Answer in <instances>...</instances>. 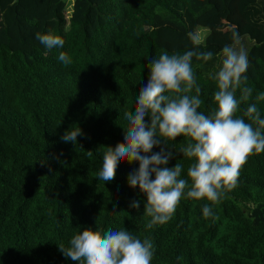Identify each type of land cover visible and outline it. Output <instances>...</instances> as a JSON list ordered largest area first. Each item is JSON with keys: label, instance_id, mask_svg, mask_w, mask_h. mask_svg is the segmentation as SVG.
<instances>
[{"label": "trees", "instance_id": "1", "mask_svg": "<svg viewBox=\"0 0 264 264\" xmlns=\"http://www.w3.org/2000/svg\"><path fill=\"white\" fill-rule=\"evenodd\" d=\"M68 5L0 0V264H76L58 246L85 228L149 238L152 264H264V153L248 159L212 216L203 215L207 201L184 197L171 220L152 229H145L146 197L128 185L137 163H121L107 191L97 189L96 176L106 147L124 142V113L164 51L213 53L207 63L192 61L199 111L208 114L217 90L210 74L238 32L253 91L236 115L257 103L264 119V101H256L264 93V0H75L71 13ZM200 28L210 30L202 43L194 38ZM37 32L65 43L48 50ZM61 51L71 64L58 60ZM78 127L84 135L75 145L61 140ZM184 144L179 137L169 147L168 167L183 162L182 177Z\"/></svg>", "mask_w": 264, "mask_h": 264}, {"label": "clouds", "instance_id": "2", "mask_svg": "<svg viewBox=\"0 0 264 264\" xmlns=\"http://www.w3.org/2000/svg\"><path fill=\"white\" fill-rule=\"evenodd\" d=\"M35 38L48 50L62 48L65 43L52 33L37 32ZM241 39L238 32H233L232 43L219 53L220 67L210 74L217 89L213 94L215 107L208 114L199 111L201 88L192 61L195 57L207 63L213 59L211 51L201 52L195 47L182 54L164 51L152 59L147 84L140 89L133 108L124 113L128 122L124 142L106 147L102 167L96 174L97 189L107 191L105 185L115 179L121 163H137L138 169L128 176V185L138 187L146 197L143 216L149 219L145 229L169 222L184 197L207 201L203 215L212 216V205L235 188L248 159L264 153V119L257 103L250 104L243 116L236 115L241 102L247 101L253 91L247 86L249 59ZM57 58L65 65L72 63L63 51ZM193 89L195 95L191 94ZM256 101H264V93L258 94ZM82 135L79 127L71 128L61 140L75 145ZM179 137L185 138L179 153L188 162L186 177H182L183 162L168 167L174 156L169 147ZM154 148L160 150L154 152ZM88 155L93 152L88 151ZM130 207L138 209L140 202ZM58 249L76 264H152L153 259L152 241L126 229L101 232L85 228L71 237L68 246L61 244Z\"/></svg>", "mask_w": 264, "mask_h": 264}, {"label": "rangeland", "instance_id": "3", "mask_svg": "<svg viewBox=\"0 0 264 264\" xmlns=\"http://www.w3.org/2000/svg\"><path fill=\"white\" fill-rule=\"evenodd\" d=\"M74 1L75 0H68V2H69L68 12L69 13H71V11H72ZM0 20H2L1 19V14H0ZM209 32H210L209 29L200 28V29L195 31L194 38H196L199 43H202V42H204V39L208 35Z\"/></svg>", "mask_w": 264, "mask_h": 264}]
</instances>
